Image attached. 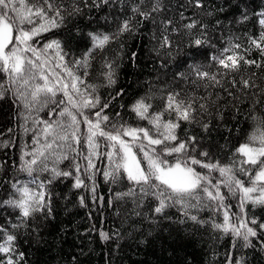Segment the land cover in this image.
Returning <instances> with one entry per match:
<instances>
[{"label": "trees", "instance_id": "trees-1", "mask_svg": "<svg viewBox=\"0 0 264 264\" xmlns=\"http://www.w3.org/2000/svg\"><path fill=\"white\" fill-rule=\"evenodd\" d=\"M156 2L57 0L61 15L55 17L53 11L48 16L55 17L58 26L28 42L40 54L37 59L30 51L23 53L36 65L30 73L36 78L30 79L29 84H43L39 76L44 75L50 83L70 85L67 68L83 80L78 85L81 92L89 99L100 98L97 107H82L83 115L68 104L63 91H58L53 99L64 103L25 107L28 101L17 98L10 77L0 71V201L18 196L13 185H26L33 193L44 191L51 208L49 212L45 207L21 224L23 218L18 209L0 207V236L12 233L16 237L7 256L13 264H264V228L258 227L264 224V205L244 202L239 190L229 192L221 184L218 190L224 197L222 204L200 193L199 204L196 200L186 201L196 207L177 203L157 214L155 188L128 181L122 170L118 174L122 179L105 177L104 173L112 171L118 160L107 157V152L115 151L109 141L96 137V154L89 156L88 125L84 121H96L95 113L104 103L108 107L101 114L110 118L101 123L106 130L112 131L111 125L116 123L143 127L154 137L158 135L149 119H140L132 111L133 104L144 99L151 105L149 116L161 114L162 123L179 124L175 132L180 140L196 137V152L192 155L208 151L211 161L221 165H230L235 158L234 174L249 186L251 173L244 175L239 171L243 157L235 150L257 128L264 130V56L251 42L259 41L264 32L259 23L264 18V0H199L201 7L196 6V0H159L158 9L152 11ZM136 6L150 15L145 18L139 12L133 13ZM16 7L24 11L18 3ZM129 17L131 32L118 34L103 51L93 50L87 65L75 63L92 48L90 33H115ZM32 18L34 23L21 25L24 30L41 24L48 27L47 16ZM192 21H197L196 27H185ZM197 39L203 41L201 46L195 44ZM52 40L59 41L60 48L45 51L44 46ZM13 46L20 47L13 43L9 48ZM221 55L243 57L240 70L230 71L219 65L213 57ZM244 60H255L260 66L245 64ZM105 61L113 66L112 84L105 76L109 71ZM197 66L209 76L201 78ZM21 91L30 100L28 88ZM69 92L76 100L81 99L70 88ZM169 95L185 106L191 104L189 120L178 119L175 111L167 109ZM65 108L76 116L77 125H72L69 116L58 114ZM46 124L53 126V134L44 133ZM61 124L63 128L59 127ZM73 132L76 139L72 138ZM65 135L66 140L58 138ZM122 139L130 141L129 137ZM141 143L147 146V141H137L132 151L146 168L139 149ZM151 147L159 149L163 145ZM187 155L183 154V158ZM33 159L35 164H31ZM161 159L174 164L182 157L162 155ZM192 167L208 177L210 191H217L214 185L224 179L218 171ZM55 171L71 175L55 177ZM76 176L82 181L79 188L74 186ZM252 195L256 197L259 192ZM225 211L232 224L239 225L243 220L256 230L257 235L249 237L250 243L246 245L243 237L215 227L223 224ZM192 215L197 222L190 219ZM253 219L256 224L251 223ZM7 258L0 255V260L6 262Z\"/></svg>", "mask_w": 264, "mask_h": 264}, {"label": "snow or ice", "instance_id": "snow-or-ice-1", "mask_svg": "<svg viewBox=\"0 0 264 264\" xmlns=\"http://www.w3.org/2000/svg\"><path fill=\"white\" fill-rule=\"evenodd\" d=\"M93 2L95 3L96 0H93ZM109 2L110 0H102V3L104 4H108ZM112 2H115V0H112ZM142 2L143 0H141V3ZM17 3L20 8L24 9V11H20L16 7ZM158 5L159 0L153 5L152 11H156ZM196 6H202L199 3V0H196ZM53 11L55 12V17L61 15V9L57 4V0H28V3H25V0H15V2L14 0H0V71L10 77L11 84L16 87L17 98H23L28 101L25 104V107H35L37 104L47 106L49 103H64V101H56L53 99L58 91H63V95L68 104L83 115L81 108L97 107V105H100V98L92 97L89 99L83 92H81L78 85L83 84V80H81L80 77L75 76L67 68H65V72L67 76L71 77L70 85L68 83H62L61 81L50 83L44 75L39 76V79L44 81L43 84H29L30 79L36 78L35 76L30 75L31 70L34 69L36 65L33 64L31 59L26 58L23 53L30 51L37 59H40V54L35 48H32L28 42L41 32L58 26V21L55 17L48 16V13H52ZM25 12H27L28 15H25ZM132 12H139V14L145 18L150 15L149 12L141 11L138 6L133 7ZM12 13H15V16H13ZM33 16L40 19H45L47 16L48 27L41 24L39 27H34L31 30H24L21 25L25 23H34ZM130 22L131 17L123 20L115 33H90L92 48L85 53L81 61H75V63H83L84 65H87L93 50L98 49L103 51L106 45L114 40L118 34L131 32L132 27ZM259 23L264 27V18L260 19ZM196 24L197 21H192L185 25V27L192 29L196 27ZM14 32L15 36L13 35ZM251 42L260 50V54L264 56V46H262V43H264V32H262L259 41L253 39ZM13 43L15 45H20V47L13 46L9 48V45ZM165 43H167V38H165ZM202 43L203 41L200 39L195 41L197 46H201ZM44 48L45 51L48 49H59L60 43L59 41L52 40L50 43L46 44ZM222 51L226 52L228 49ZM213 59L217 60L219 65L227 70L239 71L240 61L243 60V57H237L235 55L224 57L221 55L219 57H213ZM228 61H230V63H228ZM244 63L253 65L256 64V61L244 60ZM43 66L42 62L40 67L43 68ZM256 66L259 67L260 65L256 64ZM57 67H60V65H57ZM105 67L109 69L105 74L106 79L109 84H112L115 82L113 79V66L111 63L105 61ZM197 74L201 78L209 76V73L200 71L198 66ZM211 78L213 80L216 79L215 76H212ZM218 82L219 81H217V83ZM244 85L246 87L248 86L247 80L244 81ZM88 87H91L93 91L95 90V86L93 85H89ZM0 88H3L2 84H0ZM23 88H28L30 100H28V96L21 91ZM69 88L71 89V93L81 97L79 101L70 94ZM4 91L7 92L9 89H4ZM119 94L122 93H118V95ZM0 98L3 97L0 96ZM107 107V103L100 106V110L95 113V116L98 118L96 121L85 118L84 122L88 125L87 141L90 150L89 156L96 154L95 150L98 147L95 140L96 137H102L109 141L110 147L115 151L107 152V157L110 161H113L114 157H118V160L114 161L115 168L112 171H106L104 173L105 177H111L114 181L117 178L122 179L123 176L118 177V174L122 170V172L126 174L128 181L137 185H147L149 186V189L155 188L156 192L153 194L158 201V204L154 209L155 213H163L167 207H171L177 203L185 205L186 207H196V205H187L186 201L196 200L199 204L201 202L200 193H204L209 200L219 201L222 204L224 197L218 190L221 184L227 187L229 192L239 190L244 202L250 201L253 204L264 205V130L257 128L255 132L249 134L247 141L240 144L235 150L236 154L243 157V159L239 161L241 164L239 171L244 175H249V173H251L249 186H245L244 182L234 174L233 169L237 163L235 158H233L230 165H221L218 161H211L208 151H200L198 153V156L208 158L207 162L200 160L196 155H192L191 153L196 152V137L193 136L189 137L187 140H180L175 132V129L179 127V124L172 121L162 123L161 114L149 116L148 110L151 105L146 104L144 99L136 101L132 106V111L135 112L140 119H149V123L158 130V135L156 137L151 134L149 129L143 127H130L124 124L118 126L116 123L111 125L112 131H108L106 128L101 127L102 122H108L110 119L108 115L101 114L103 109ZM167 109L175 111L178 119H190L191 104L185 106L184 102H178L175 96L169 95ZM58 114L60 116H69L72 125H77L78 121L76 116L73 115L68 108L63 109ZM59 127L63 128L64 126L61 124ZM161 128L163 131H159ZM53 131L54 129L52 125H45L44 133L46 135L53 134ZM122 137H129L130 141H125ZM58 138L66 140L67 136H59ZM72 138L76 139L75 132L72 133ZM137 141H147V146L143 143L139 145L140 152L143 153V159L147 163L146 168L141 166V162L132 151V145ZM169 143H171V147L168 146ZM190 144L192 147H190ZM160 145H163V147L159 149L151 147ZM48 147H51V145L49 144ZM185 153L188 155L186 158H183V154ZM173 154L181 155L182 159L174 164H170L168 161L161 159L162 155L171 156ZM35 163L36 160L33 159L31 164ZM192 165H198L200 168L207 169L209 172L218 171L220 176L224 177L222 181H219L214 185L217 191L212 192L209 190L207 185L210 184L211 181L204 174H201L193 168ZM244 165H249L251 168L244 167ZM92 166L91 160H89V167ZM29 174H31L30 168ZM70 175L71 173L67 171L54 172L55 177H67ZM74 186L77 188L82 186V181L79 176H76ZM13 187L16 188L18 196L0 201V207L8 206L18 209L20 216L23 218L21 224H23L25 220H28L34 213L41 211L45 207H48L49 212L51 211L50 201L46 200L44 191L33 193L32 189L26 185L21 187L13 185ZM39 187L43 189L44 185L41 184ZM141 190L143 191V188ZM257 192H259V195L253 197L252 194ZM81 203H83V200H81ZM185 215H187V213H185ZM190 219L197 222V217L195 215H192ZM251 223L256 224L255 219H253ZM20 226L21 225H14L16 228H19ZM215 227L225 233L231 232L235 236L243 237L246 245L247 243H250L249 237H255L257 235L256 230L249 227L243 220L239 222V225L232 224L227 211L224 213L223 224H215ZM258 227L264 228V224H260ZM101 235L104 239H108L106 234L102 233ZM15 239L16 237L12 233L0 236V241H2L0 242V255L7 258L8 253L13 250ZM0 264H13V259L7 258L6 262L5 260H0ZM236 264H239V262H236Z\"/></svg>", "mask_w": 264, "mask_h": 264}]
</instances>
